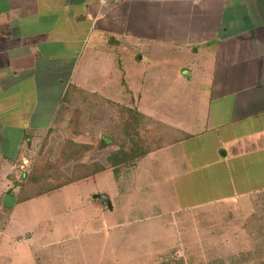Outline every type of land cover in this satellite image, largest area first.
Masks as SVG:
<instances>
[{
	"label": "crops",
	"instance_id": "0c3cea01",
	"mask_svg": "<svg viewBox=\"0 0 264 264\" xmlns=\"http://www.w3.org/2000/svg\"><path fill=\"white\" fill-rule=\"evenodd\" d=\"M99 1L0 0V175L13 178L22 149L58 117L68 86L113 103L112 91L140 92L132 107L166 135L162 148L113 180L117 201L148 191L158 213L144 214L142 227L196 210L198 250L254 249L264 238V0ZM148 71L178 97L165 111L142 103L146 84L158 86ZM104 185L97 193H108ZM10 190L3 212L25 203H13ZM169 192L177 205L163 204ZM210 217L211 241L202 235Z\"/></svg>",
	"mask_w": 264,
	"mask_h": 264
},
{
	"label": "rangeland",
	"instance_id": "374dc122",
	"mask_svg": "<svg viewBox=\"0 0 264 264\" xmlns=\"http://www.w3.org/2000/svg\"><path fill=\"white\" fill-rule=\"evenodd\" d=\"M145 77L155 78L158 86L150 87L151 81L146 84L147 89L142 91V103L145 100L154 102L158 105L157 109L165 111L178 98L177 95L167 93L166 84H162V74L156 76L148 71ZM112 92L117 104L123 106H132L133 100L140 94L138 92L134 97ZM71 93L75 95L76 105L69 107L62 104L51 128L32 138L22 149V155L10 174L13 178H7L11 194H19L20 188H14L13 184L21 180L22 173L28 176L35 171L38 175V182L27 189V193H36L48 186L64 183L75 175L90 173L95 165L108 171L95 180H82L54 195L31 199L19 208L11 209L10 213L1 211L4 194L9 188L1 191L7 180L5 173L0 175V264H258L260 261L259 264H264V238L261 237L253 246L255 248L250 250L217 251L212 247L198 250L197 230L201 227L197 224L202 222V218L195 216L196 210L188 219H155L156 223L165 226L163 228L150 222L145 227L138 224L139 219L144 220V214L153 217L158 208L148 191L140 199L117 201L113 180L116 181L123 169L130 172L139 159L122 165L119 173L106 163L116 147L102 141V131L113 128L116 112L110 105L99 106L94 112L88 110L85 115L79 114V122L73 125L69 121L74 108L87 100H99L101 97L78 86L68 91V95ZM147 137L151 145L163 142L155 133ZM67 141L81 143L75 158L62 156ZM106 183L111 186L108 193L103 194L110 202L112 200V212L102 200L93 198L100 194L97 193L99 189L104 191L101 187L107 190ZM158 188L164 191L166 186L159 185ZM168 195L170 200L162 201L163 204L177 205L173 195L170 192ZM160 198L165 199L166 196H157V199ZM212 220V217L204 219L209 222L205 225L209 232L202 234L210 241Z\"/></svg>",
	"mask_w": 264,
	"mask_h": 264
},
{
	"label": "trees",
	"instance_id": "16d2710c",
	"mask_svg": "<svg viewBox=\"0 0 264 264\" xmlns=\"http://www.w3.org/2000/svg\"><path fill=\"white\" fill-rule=\"evenodd\" d=\"M74 87V85L68 86L62 97V103L69 107H74V105H76L74 102L75 95H72V93L68 95V91H71L74 89ZM108 105L113 107V111L116 112L113 128L103 129L102 131L104 134L102 141L105 143L114 144L116 147V149L113 150L106 159V163L109 168L113 169L118 166L130 163L134 160H138L145 155L162 148L166 135V126L162 124H155L153 129H151L149 127L150 119L141 114L136 110L135 107L132 106L129 107L119 105L103 98H100L99 100L92 99V101L89 102L87 100L85 103L78 104V107L74 108L69 122L75 125L79 122V114L83 113V115H85L88 110L94 112V110H96V108L99 106L103 107ZM152 133H155V136H158L163 142L161 144L158 142L154 145L149 144L147 135ZM79 148H81V143L67 141L66 147L62 151V156L64 155L66 157L75 158V154L78 153ZM95 166V168L91 167L90 173L75 175L64 183L48 186L47 188L36 193H27V189L34 186L33 184L38 182V175L35 174V171H33L32 174L30 173L28 176L27 173H22L20 176L21 180L19 182L16 181V183L13 184L14 188H20L19 194L17 193V195L14 196L13 203L21 204L39 196L50 194L51 192H54L66 185L84 180L106 170L105 167H97V165ZM11 193V190L8 191V195H11ZM8 206H11V204ZM11 209L12 206L9 207L6 212L10 213Z\"/></svg>",
	"mask_w": 264,
	"mask_h": 264
},
{
	"label": "built area",
	"instance_id": "2783aa9c",
	"mask_svg": "<svg viewBox=\"0 0 264 264\" xmlns=\"http://www.w3.org/2000/svg\"><path fill=\"white\" fill-rule=\"evenodd\" d=\"M132 0H100V5L106 6V5H120L124 3H128Z\"/></svg>",
	"mask_w": 264,
	"mask_h": 264
},
{
	"label": "water",
	"instance_id": "95a60500",
	"mask_svg": "<svg viewBox=\"0 0 264 264\" xmlns=\"http://www.w3.org/2000/svg\"><path fill=\"white\" fill-rule=\"evenodd\" d=\"M93 198L94 199H100V200H102L107 205L108 209L110 211H112V204L110 202V199L106 195H104V194H97V195H94Z\"/></svg>",
	"mask_w": 264,
	"mask_h": 264
}]
</instances>
